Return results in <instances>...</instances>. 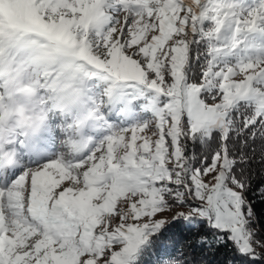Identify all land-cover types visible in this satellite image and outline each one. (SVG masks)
<instances>
[{"label":"snow or ice","instance_id":"snow-or-ice-1","mask_svg":"<svg viewBox=\"0 0 264 264\" xmlns=\"http://www.w3.org/2000/svg\"><path fill=\"white\" fill-rule=\"evenodd\" d=\"M252 195L264 0H0V264H264Z\"/></svg>","mask_w":264,"mask_h":264},{"label":"trees","instance_id":"trees-1","mask_svg":"<svg viewBox=\"0 0 264 264\" xmlns=\"http://www.w3.org/2000/svg\"><path fill=\"white\" fill-rule=\"evenodd\" d=\"M189 149L190 150L192 149V145H189ZM197 151H198V149H197ZM257 170L258 169H254V171H257ZM251 199L253 201L254 210L256 212V217H255V219L257 221L256 228H257L258 231L261 232V234H264V202H262L258 198V196H256V195H252L251 196ZM182 235L185 236V237H187L188 236V233L185 232V233H182ZM182 244H183V241H182L181 245L178 246L177 253L176 254H179V250H180V247L182 246ZM194 254L197 257H199V255H200V251H199L198 247H196L195 245H194L193 249H189L188 250V257L187 258L188 259H191ZM209 259L214 260L216 262V264H218V261L220 259H222V257H219V258L209 257Z\"/></svg>","mask_w":264,"mask_h":264}]
</instances>
